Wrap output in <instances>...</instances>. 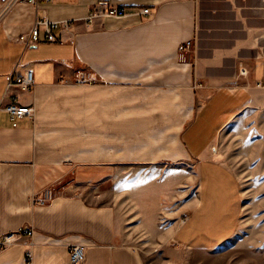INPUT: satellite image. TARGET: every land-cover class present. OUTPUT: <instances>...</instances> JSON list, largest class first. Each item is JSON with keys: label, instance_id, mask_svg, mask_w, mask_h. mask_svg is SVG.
Returning a JSON list of instances; mask_svg holds the SVG:
<instances>
[{"label": "crops", "instance_id": "crops-1", "mask_svg": "<svg viewBox=\"0 0 264 264\" xmlns=\"http://www.w3.org/2000/svg\"><path fill=\"white\" fill-rule=\"evenodd\" d=\"M97 4L128 14L90 22ZM36 21L58 42H45L42 24L40 42L25 48L19 37ZM188 40L193 63L178 60ZM17 63L18 75L33 72L30 92L6 89ZM79 72L91 80L78 84ZM7 95L34 119L13 128L0 111V238L25 226L34 235L1 252L0 264H26L28 252L31 264H70L77 245L81 264H147L107 202L121 166L193 164L194 206L173 240L219 248L237 232L243 200L213 145L242 111L264 108V0H50L7 11L0 0V108ZM52 187L60 192L34 206Z\"/></svg>", "mask_w": 264, "mask_h": 264}, {"label": "rangeland", "instance_id": "rangeland-1", "mask_svg": "<svg viewBox=\"0 0 264 264\" xmlns=\"http://www.w3.org/2000/svg\"><path fill=\"white\" fill-rule=\"evenodd\" d=\"M212 153L237 178L243 200L237 232L219 248L188 249L173 240L194 206L193 164L121 166L111 176L107 202L115 208L124 242L137 248L147 264H264V108L237 115Z\"/></svg>", "mask_w": 264, "mask_h": 264}, {"label": "built area", "instance_id": "built-area-1", "mask_svg": "<svg viewBox=\"0 0 264 264\" xmlns=\"http://www.w3.org/2000/svg\"><path fill=\"white\" fill-rule=\"evenodd\" d=\"M49 2L50 0H2V10L7 11L13 6L19 4H28L36 7L39 2ZM145 13V10L137 11V14ZM128 10L125 7L111 6L108 4H97L95 5L87 19L92 22L98 18H122L127 16ZM44 24L46 26V36L45 42L57 43L58 40L51 34L50 29L47 27L48 24L45 22L36 21L28 34L19 37V42H21L25 48H29L33 45H37L40 42L39 38V26ZM57 23H53L51 27H56ZM62 26L66 27L67 23H62ZM195 51V42L193 40H188L181 43L177 48L178 60L185 63H193L195 61L190 60V56H193ZM15 65L13 72L9 75V80L7 83V91L11 89H18L22 92H30L34 86V77L32 70H26L23 75H18L16 73ZM91 79L84 73L79 72L76 78L78 84H85ZM10 99L9 103L0 111L7 112L9 115V120L12 123V127H17V122L29 118L34 119V110L31 106H25L18 102V97L15 95H7ZM54 188L46 190L42 196H33L31 202L34 206H44L54 197ZM34 235V229L31 226H25L20 232L15 234H7L0 238V253L11 247L17 240L23 237H32ZM85 260V247L84 246H72L69 249V261L70 264H81ZM26 264H31V255L28 252L26 255Z\"/></svg>", "mask_w": 264, "mask_h": 264}]
</instances>
